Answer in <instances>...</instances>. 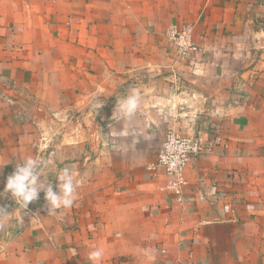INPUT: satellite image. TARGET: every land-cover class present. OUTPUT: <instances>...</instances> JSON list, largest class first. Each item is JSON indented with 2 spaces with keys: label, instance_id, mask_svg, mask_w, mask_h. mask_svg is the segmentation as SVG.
Instances as JSON below:
<instances>
[{
  "label": "crops",
  "instance_id": "1",
  "mask_svg": "<svg viewBox=\"0 0 264 264\" xmlns=\"http://www.w3.org/2000/svg\"><path fill=\"white\" fill-rule=\"evenodd\" d=\"M187 24L180 58L167 33ZM170 130L214 143L181 206L148 170ZM32 154L82 183L0 225V264H264V0H0V193Z\"/></svg>",
  "mask_w": 264,
  "mask_h": 264
},
{
  "label": "clouds",
  "instance_id": "2",
  "mask_svg": "<svg viewBox=\"0 0 264 264\" xmlns=\"http://www.w3.org/2000/svg\"><path fill=\"white\" fill-rule=\"evenodd\" d=\"M135 107V97L128 96L118 101L115 109L121 112H131ZM9 163L0 162V168ZM52 167L53 161L37 154L28 155L15 164L14 172L7 177L6 185L0 195H10L15 201L16 208L8 211L0 207V225L9 222L17 211L23 218L29 204L37 201L41 192L44 193L49 214L60 208H69L74 204L77 190L82 183L75 165H66L57 169L55 185L49 182L46 173V170ZM102 256L101 248H95L90 252V258L94 261L100 260Z\"/></svg>",
  "mask_w": 264,
  "mask_h": 264
},
{
  "label": "built area",
  "instance_id": "3",
  "mask_svg": "<svg viewBox=\"0 0 264 264\" xmlns=\"http://www.w3.org/2000/svg\"><path fill=\"white\" fill-rule=\"evenodd\" d=\"M167 39L180 58L188 57L197 49L194 44L193 25L187 24L181 28L172 27L167 33ZM213 147V141L206 135L183 136L177 131L170 130L166 134L156 162L150 165L148 170L163 169L165 171L169 179L166 189L174 195L176 205L181 206L184 201V187L187 184L185 171L190 160L212 152ZM226 209L229 207L226 206ZM32 215L36 214L32 213Z\"/></svg>",
  "mask_w": 264,
  "mask_h": 264
}]
</instances>
